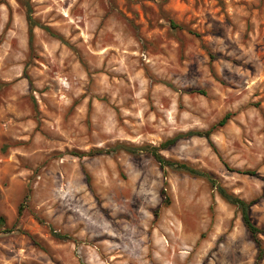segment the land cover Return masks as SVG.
I'll list each match as a JSON object with an SVG mask.
<instances>
[{
  "label": "rangeland",
  "instance_id": "374dc122",
  "mask_svg": "<svg viewBox=\"0 0 264 264\" xmlns=\"http://www.w3.org/2000/svg\"><path fill=\"white\" fill-rule=\"evenodd\" d=\"M28 1L31 42L24 7L0 0V215L20 228L0 233V264H255L205 179L95 151L180 135L161 154L264 227V0Z\"/></svg>",
  "mask_w": 264,
  "mask_h": 264
},
{
  "label": "trees",
  "instance_id": "16d2710c",
  "mask_svg": "<svg viewBox=\"0 0 264 264\" xmlns=\"http://www.w3.org/2000/svg\"><path fill=\"white\" fill-rule=\"evenodd\" d=\"M17 1L24 7V9L26 11L27 20H28V24H29V29H28L29 41L31 42L32 27L35 24V22L33 21L32 17H31V5H30L28 0H17ZM171 25H172V27H177V25L175 23H173L172 21H171ZM228 118H229V115H225L217 123L216 126H223L224 124H226ZM216 126L214 125L205 131L189 132L186 135H196L199 137H204L210 142V135L212 134V132L214 131ZM179 137H181V136L178 135V136L166 139L165 141L160 143L158 146L129 147V146H124V145H117V146L111 147L109 149L97 150V151H95V154L96 155H98V154L108 155V154L114 152L118 148H122L123 150H125L126 152H128L130 154H135L140 150H145L159 164L161 169H163L164 167H167V168H170V169L175 170V171H182V172L188 173L191 176L201 177V178L205 179L211 185V187L215 189L216 193L220 196V198L223 201H225L229 205L235 207V209L240 212L241 220H242L245 228L247 229V231L251 235L252 240L256 244V247L258 250L255 264H260L259 261L263 257V249L261 247L262 244H261V239L259 238V236L264 234V227L257 226L251 220L250 215H249V208L251 206V202H247V201L235 196L234 194L228 192L212 174L207 173V172L200 170V169H196V168L190 166L189 164H187L185 162H179V161H175V160L165 158L161 154V151L166 150V149L170 148L171 146H173ZM244 173H247L250 175L254 174L253 171H250V170H246V171H244ZM160 194L163 198L164 203L168 204L169 198H168V195L166 194L165 183H164L163 187L160 189ZM21 211H22V206H20L18 209V215L21 214ZM13 231H20V228L17 227L16 225L8 227L5 217L0 215V233L13 232ZM54 235L58 238H66L64 235H61L58 233H54Z\"/></svg>",
  "mask_w": 264,
  "mask_h": 264
}]
</instances>
